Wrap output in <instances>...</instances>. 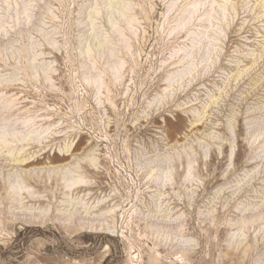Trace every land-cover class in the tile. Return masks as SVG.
I'll return each instance as SVG.
<instances>
[{
    "label": "rangeland",
    "instance_id": "rangeland-1",
    "mask_svg": "<svg viewBox=\"0 0 264 264\" xmlns=\"http://www.w3.org/2000/svg\"><path fill=\"white\" fill-rule=\"evenodd\" d=\"M0 264H264V0H0Z\"/></svg>",
    "mask_w": 264,
    "mask_h": 264
},
{
    "label": "bare ground",
    "instance_id": "bare-ground-1",
    "mask_svg": "<svg viewBox=\"0 0 264 264\" xmlns=\"http://www.w3.org/2000/svg\"><path fill=\"white\" fill-rule=\"evenodd\" d=\"M69 149V148H68ZM20 161V160H19ZM23 162V161H22ZM79 180L80 179H76V178H71V180H70V183H71V185H73V184H75V183H79ZM19 184V183H18ZM24 185V184H23ZM13 186V185H12ZM15 188L17 189V190H15ZM12 189H13V191H19L20 189H22V186H21V184H19V185H16V186H13L12 187ZM22 195V194H21ZM17 196V195H16ZM75 216V215H74ZM74 218V217H73Z\"/></svg>",
    "mask_w": 264,
    "mask_h": 264
}]
</instances>
